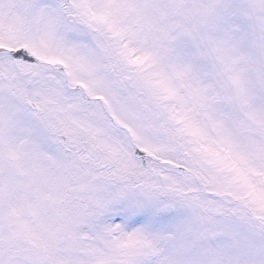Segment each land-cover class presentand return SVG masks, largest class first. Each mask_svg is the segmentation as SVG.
<instances>
[{"label":"snow or ice","instance_id":"obj_1","mask_svg":"<svg viewBox=\"0 0 264 264\" xmlns=\"http://www.w3.org/2000/svg\"><path fill=\"white\" fill-rule=\"evenodd\" d=\"M0 264H264V0H0Z\"/></svg>","mask_w":264,"mask_h":264}]
</instances>
